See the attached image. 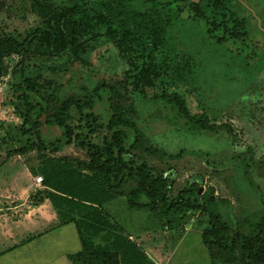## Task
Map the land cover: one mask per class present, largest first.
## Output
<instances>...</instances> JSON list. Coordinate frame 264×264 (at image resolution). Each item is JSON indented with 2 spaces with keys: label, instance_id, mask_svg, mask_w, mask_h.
Wrapping results in <instances>:
<instances>
[{
  "label": "rangeland",
  "instance_id": "1",
  "mask_svg": "<svg viewBox=\"0 0 264 264\" xmlns=\"http://www.w3.org/2000/svg\"><path fill=\"white\" fill-rule=\"evenodd\" d=\"M47 1L73 6L83 0ZM109 1L90 0L89 5L105 11ZM213 1L202 2L203 18L198 20L190 8L168 18L150 7L144 16L131 19L130 25L99 22L82 36L85 51L79 56L70 51L52 55L35 42L28 53L5 58L7 73L0 77V188H6L3 201L11 202L4 203L7 214L13 204L21 208V214L28 213L34 208L31 195L43 188L37 183L41 175L32 172L40 164L37 152L6 161L7 151L26 138L21 137L23 119L14 104L17 95L27 90L46 104L43 137L61 140L60 151L51 155L88 160L81 140L103 145L110 137L106 124L112 105L122 104L135 123L127 131L124 151L118 153L128 168L147 166L154 175L166 177L172 197L184 188L193 191L192 198L213 196L233 231L252 230L256 214L264 210V0H222L225 8L221 9ZM240 19H245L244 35L237 37L233 20ZM45 27L34 0H0V38L13 36L21 41ZM145 69L150 79L143 77ZM164 92L182 94L192 114L206 112L217 128L188 127L176 105L160 97ZM67 100L86 103L83 112L74 107L66 118L75 128L70 142L55 117ZM87 113H93L97 121ZM128 168L121 175L125 192L138 183L128 175ZM33 215L39 218L43 213ZM146 216H125L121 223L138 239L139 227L147 225ZM206 219L207 214L196 211L180 219L183 228L175 230L180 238L169 245L161 263L211 264L202 240ZM170 223L148 230L154 233L146 240L153 244L165 235L157 231L174 233ZM43 227L39 223L36 230ZM58 232L72 238L66 229ZM218 264L227 263L220 260Z\"/></svg>",
  "mask_w": 264,
  "mask_h": 264
},
{
  "label": "trees",
  "instance_id": "2",
  "mask_svg": "<svg viewBox=\"0 0 264 264\" xmlns=\"http://www.w3.org/2000/svg\"><path fill=\"white\" fill-rule=\"evenodd\" d=\"M203 1L110 0L105 11H99L90 7V0H83L73 6L34 0V7L46 20V27L36 29L21 41L13 36L0 38V77L7 73L5 58L12 54L28 53L35 42L47 48L52 55L70 51L79 56L85 51L82 36L99 22L110 20L130 25L131 19L144 16L150 7H155L168 18L190 8L194 12L193 19L198 20L203 18ZM212 4L216 9L225 8L222 0H214ZM233 21L235 36L242 37L244 33H241V27L245 19ZM215 27L219 29V25L215 24ZM154 33L156 38L159 37L157 32ZM143 71V77L150 79L149 70ZM160 97L176 105L178 115L188 127L217 128L206 112L192 114L182 94L164 92ZM85 104L74 100L64 101L62 113L55 116L64 126L63 136L67 137L68 142L72 140L75 128L66 123V118L74 107L83 112ZM14 108L23 119L21 137L26 138L21 140L19 146L7 151L6 161L29 152L38 153L40 164L32 172L43 177V188L34 196L31 195L35 198L33 204L39 205L48 199L57 213L58 223L55 227L68 224L76 226L81 249L67 255L73 264H157L133 234L127 231L121 220L136 214L138 218H143L142 213H147V225L139 227L141 233L152 228H164L170 222L172 228L177 230L183 228L179 227L180 219L191 211L208 216L207 222H203L202 240L208 248L212 264H218L220 260L227 264L237 260H243L245 264H264V210L256 214L249 233L233 231L223 220L213 196L204 194L200 198H192L189 193L193 191L184 188L172 197L166 177L154 175L147 166L128 168L118 158V153L125 149L127 131L135 128L128 109L122 104L112 105V113L106 124L110 137L103 145L81 140L87 147L88 160L51 155L60 151L61 140L43 137L46 120L42 116L47 112L46 104L32 97L30 91L23 90L17 95ZM87 116H93L95 121L98 119L93 113H87ZM227 126L232 128L230 124ZM89 127L93 131V125ZM136 132V142L140 143V133L138 130ZM76 136L80 137L79 134ZM126 168L129 170L128 175H133L138 181L137 187L129 192L122 190L121 175ZM236 252L241 255L240 259Z\"/></svg>",
  "mask_w": 264,
  "mask_h": 264
},
{
  "label": "crops",
  "instance_id": "3",
  "mask_svg": "<svg viewBox=\"0 0 264 264\" xmlns=\"http://www.w3.org/2000/svg\"><path fill=\"white\" fill-rule=\"evenodd\" d=\"M5 192L6 188L1 187L0 264H73L67 255L81 249L76 226L68 224L55 227L58 223L57 213H55L56 211L48 199L39 205H34V208L25 214H21V208L16 209L18 207L16 206L17 204H13L11 205L13 207L7 208L8 211L10 210V213L7 214L4 208L7 205H4V203L10 201H3ZM37 212L43 213L40 216L41 218H35L36 215L33 214H37ZM39 223L44 224L43 228L45 229L37 231L36 228ZM24 226H26L25 229ZM17 228H22L23 232H15ZM61 229H66L72 238H69V235L65 238L64 233L58 232ZM172 231L174 233L163 230L157 231V233L162 232L165 235L161 236L153 244H150L146 237H149L150 233L153 234L154 232L145 231L139 235L137 241L153 257L157 264H162L161 260L167 253L169 245L177 242L180 238L177 236L178 233L175 229Z\"/></svg>",
  "mask_w": 264,
  "mask_h": 264
},
{
  "label": "built area",
  "instance_id": "4",
  "mask_svg": "<svg viewBox=\"0 0 264 264\" xmlns=\"http://www.w3.org/2000/svg\"><path fill=\"white\" fill-rule=\"evenodd\" d=\"M42 182H43V177H42V176H39V177L37 178V183H38V185H42Z\"/></svg>",
  "mask_w": 264,
  "mask_h": 264
},
{
  "label": "water",
  "instance_id": "5",
  "mask_svg": "<svg viewBox=\"0 0 264 264\" xmlns=\"http://www.w3.org/2000/svg\"><path fill=\"white\" fill-rule=\"evenodd\" d=\"M196 1H199V0H196Z\"/></svg>",
  "mask_w": 264,
  "mask_h": 264
}]
</instances>
